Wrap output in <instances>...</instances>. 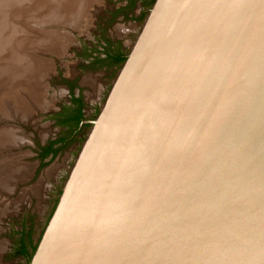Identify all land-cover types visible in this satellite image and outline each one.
<instances>
[{
    "label": "water",
    "instance_id": "water-1",
    "mask_svg": "<svg viewBox=\"0 0 264 264\" xmlns=\"http://www.w3.org/2000/svg\"><path fill=\"white\" fill-rule=\"evenodd\" d=\"M27 264H264V0H155Z\"/></svg>",
    "mask_w": 264,
    "mask_h": 264
},
{
    "label": "rangeland",
    "instance_id": "rangeland-1",
    "mask_svg": "<svg viewBox=\"0 0 264 264\" xmlns=\"http://www.w3.org/2000/svg\"><path fill=\"white\" fill-rule=\"evenodd\" d=\"M69 1L0 0V264L28 263L17 250L38 243L89 132L88 124L74 134L53 122L70 101L69 82L94 119L122 64L87 63L86 54L108 40L127 54L151 7L148 0ZM61 138V150L43 160L40 146Z\"/></svg>",
    "mask_w": 264,
    "mask_h": 264
},
{
    "label": "trees",
    "instance_id": "trees-1",
    "mask_svg": "<svg viewBox=\"0 0 264 264\" xmlns=\"http://www.w3.org/2000/svg\"><path fill=\"white\" fill-rule=\"evenodd\" d=\"M134 1L135 0H132V4H134ZM148 1H150L152 5L155 0ZM109 58L112 59L111 64H117L118 66H120L126 59V54H123L121 51L117 50L116 52H113L112 55L109 56ZM96 60L102 61L103 59L97 58ZM72 103V106L65 105L63 107V110L55 114L53 117L56 119V123L58 125L66 126L67 128L74 130L79 127L81 121L83 120L84 103L82 96H73ZM62 141H64L63 138L50 141L47 145L42 146L40 157L44 160L50 154H53V156H55L61 150V146L55 147L54 145ZM30 246L31 250H29L27 245L23 243L22 246L17 250V252L21 255H25L26 257H28V259H30L37 247V244H31Z\"/></svg>",
    "mask_w": 264,
    "mask_h": 264
},
{
    "label": "flooded vegetation",
    "instance_id": "flooded-vegetation-1",
    "mask_svg": "<svg viewBox=\"0 0 264 264\" xmlns=\"http://www.w3.org/2000/svg\"><path fill=\"white\" fill-rule=\"evenodd\" d=\"M127 2H129L130 1V3H129V5H131L132 4V0H126ZM119 12L117 11V12H114V13H112V19H115L116 17H117V14H118ZM121 18V17H120ZM123 18H126V16H124L123 15ZM122 18V19H123ZM112 19H110L109 21H112ZM108 44V45H107ZM103 48H104V50L102 51H99V50H91V52L89 53V54H86V56H87V58H88V60H86V62L87 63H91V62H93V61H99V60H96L97 58H101V59H103L102 61H105V63H106V65L105 66H114V67H117L118 65L117 64H111V62H112V59L111 58H109V56L110 55H112V53L113 52H116L117 50H119V51H121L123 54H126L123 50H122V45H121V42L119 41V42H117V43H115V42H112V41H110V40H108L105 44H104V46H103ZM127 55V54H126ZM113 67V68H114ZM69 85H70V89H71V91L74 93V89H75V87H76V83L75 82H73V83H71V82H69ZM72 85H73V87H72ZM71 94V98H70V101L69 102H65L62 106H61V108L59 109V110H57V112L55 113V114H57L58 112H61L62 110H63V107L65 106V105H73V103H72V98H73V96H80L81 94H76V93H74V94ZM82 96V95H81ZM83 98V97H82ZM83 103H84V107H83V120H87L86 119V108H85V102H84V100H83ZM54 114V115H55ZM82 120V121H83ZM89 120V119H88ZM91 120V119H90ZM82 121H81V123H80V125H79V127L78 128H76V129H74L73 130V133L74 134H76V133H78V132H80V130L85 126V125H90L89 123H85V124H82ZM53 122L54 123H56V119L53 117ZM61 127H66V126H61ZM52 141V140H51ZM50 142V141H49ZM48 142V143H49ZM48 143H46V145L48 144ZM60 144H61V142H58V143H56L54 146L55 147H58V146H60ZM42 146H45V144L43 145H41L40 146V152H39V156H40V153L42 152ZM50 155H52L53 156V154H50ZM49 155V156H50ZM47 158V157H46ZM45 158V159H46ZM44 159V160H45ZM27 259H28V257H27Z\"/></svg>",
    "mask_w": 264,
    "mask_h": 264
},
{
    "label": "bare ground",
    "instance_id": "bare-ground-1",
    "mask_svg": "<svg viewBox=\"0 0 264 264\" xmlns=\"http://www.w3.org/2000/svg\"><path fill=\"white\" fill-rule=\"evenodd\" d=\"M70 1H71V0H70ZM70 1H69V2H70ZM72 2H73V0H72ZM75 2H76V1L74 0L73 3H75ZM65 3H66V2H65ZM70 3H71V2H70ZM73 3H71V4L68 3V5L70 6V5H72ZM76 3H77V2H76ZM76 3H75V4H76ZM69 6H68V7H69ZM71 7H72V6H71ZM56 17H57V16H56ZM42 18H43V17H42ZM52 18H53V17H52ZM1 30H2V29H1ZM11 36H12V35H11ZM14 37H15V36H14ZM9 38H10V37H9ZM1 40H2V39H1ZM4 40H6V39L4 38ZM4 40H2V41H3V42H6V41H4ZM13 40H14V39H13ZM15 40H16V39H15ZM8 41H10V39H8ZM4 47L6 48V46H4ZM0 49H1V48H0ZM10 49H11V48H10ZM10 49H9V50H10ZM1 50H2V49H1ZM6 50H7V49H6ZM2 52H3V51H2ZM11 52H12V51H11ZM11 52H10V53H11ZM12 53H13V52H12ZM0 54H1V53H0ZM12 55H15V53H14V54H11V56H12ZM16 56H17V55H16ZM14 58H15V56H14ZM14 58H13V59H14ZM6 59H7V58H6ZM8 59H9V58H8ZM10 59H12V58H10ZM15 59H16V58H15ZM15 59H14V60H15ZM8 61H10V60H8ZM1 135H2V134H1ZM1 135H0V136H1Z\"/></svg>",
    "mask_w": 264,
    "mask_h": 264
}]
</instances>
